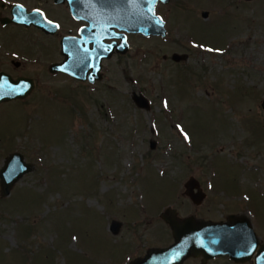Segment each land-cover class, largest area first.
Instances as JSON below:
<instances>
[{"label":"rangeland","instance_id":"rangeland-1","mask_svg":"<svg viewBox=\"0 0 264 264\" xmlns=\"http://www.w3.org/2000/svg\"><path fill=\"white\" fill-rule=\"evenodd\" d=\"M155 12L165 38L130 37L94 84L50 76L53 58L3 41L0 71L35 87L0 104V168L14 152L33 167L0 196V264H129L172 242L168 207L211 222L244 215L264 237V0H170ZM190 177L198 206L183 195Z\"/></svg>","mask_w":264,"mask_h":264},{"label":"water","instance_id":"water-1","mask_svg":"<svg viewBox=\"0 0 264 264\" xmlns=\"http://www.w3.org/2000/svg\"><path fill=\"white\" fill-rule=\"evenodd\" d=\"M169 1H116V11L114 10L111 15L106 12L101 16V20L106 21L104 23L110 21L109 23L113 25L111 27L122 32L117 35L120 44L116 46L115 52L113 45L104 43V40L112 37L107 34L105 29L102 32L103 35L100 33L97 44L95 43L92 49H84L83 53L77 51L71 53L66 48L64 39L61 46V55L64 59L62 62L52 65L51 71L64 73L81 82L100 81L102 79L101 61L111 58L114 53H126L128 45L124 33L165 38V23L159 15H156L155 8L159 3L167 5ZM72 2L73 13L79 14L81 10L78 3L76 0ZM108 16L109 18H107ZM201 16L206 19L208 13L203 11ZM15 19L13 18L14 21H16ZM171 59L174 62H179L182 58L173 54ZM33 89L32 79L22 77L13 79L9 74L0 73V104L24 99L31 94ZM132 100L138 108H149L148 101L143 95L133 93ZM260 106L264 111V99ZM32 170V165L25 162L22 154L19 152L9 154L0 168V196H8L14 184ZM183 188V195L193 205L198 206L204 201L205 194L195 178L190 177L183 184ZM160 218L170 228L172 244L164 248H149L143 257L135 258L129 264H183L190 257H202V263L217 257H228L235 263H243L252 258L259 243L250 220L244 215H229L225 221L211 222L197 220L193 216L179 218L176 210L168 207L160 213ZM119 228L120 223L117 221H112L109 225V231L114 235L117 234ZM254 263L264 264V243L254 257Z\"/></svg>","mask_w":264,"mask_h":264},{"label":"flooded vegetation","instance_id":"flooded-vegetation-1","mask_svg":"<svg viewBox=\"0 0 264 264\" xmlns=\"http://www.w3.org/2000/svg\"><path fill=\"white\" fill-rule=\"evenodd\" d=\"M72 1L75 0H0V47L3 41L4 43L11 42L14 44L19 42L20 45H24L26 51L35 52V55L39 57L53 58V61L46 64L47 66L42 67L43 72L47 71L50 76H67L63 73L52 72L50 69L52 65L58 64L64 59L61 55V46L64 39L66 48L71 53L73 51L83 53L84 49H92L93 45L97 44L100 33L104 32L105 29L107 34L112 37L104 40V43L113 45L115 52L116 46L120 44L117 35L122 34V32L115 27H111L113 25L109 23L110 21L104 23L106 21L101 20V16L105 15L106 12L111 15L114 10L116 11V1L118 0L115 2L113 0H76L81 10L79 14L73 13ZM15 6L17 8L14 9ZM13 18H16V21ZM124 35L128 45L126 53L123 54L126 55L131 50L128 39L136 36V34L124 33ZM118 55L122 54L114 53L111 58ZM56 56L59 57V60H56ZM10 62L15 68L21 67L20 62L13 60ZM1 72L9 74L14 79L19 77L32 79L27 75L14 76L6 71ZM32 80L35 83V80ZM260 238L258 237L259 243L252 258L243 263H235L228 257H218L204 263H202V257H196L189 258L185 262L194 260L197 262L196 264H214L220 259H225L230 264H255L254 257L264 243V237Z\"/></svg>","mask_w":264,"mask_h":264},{"label":"snow or ice","instance_id":"snow-or-ice-1","mask_svg":"<svg viewBox=\"0 0 264 264\" xmlns=\"http://www.w3.org/2000/svg\"><path fill=\"white\" fill-rule=\"evenodd\" d=\"M185 138L187 139V136Z\"/></svg>","mask_w":264,"mask_h":264}]
</instances>
